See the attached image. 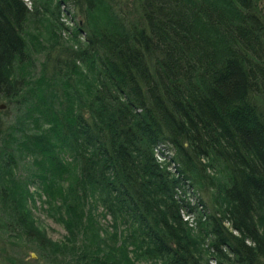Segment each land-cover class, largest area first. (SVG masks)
I'll return each mask as SVG.
<instances>
[{"label":"trees","instance_id":"16d2710c","mask_svg":"<svg viewBox=\"0 0 264 264\" xmlns=\"http://www.w3.org/2000/svg\"><path fill=\"white\" fill-rule=\"evenodd\" d=\"M0 102L19 115L6 127L0 110L1 207L40 256L264 264V0H0ZM31 183L64 242L38 226Z\"/></svg>","mask_w":264,"mask_h":264},{"label":"rangeland","instance_id":"374dc122","mask_svg":"<svg viewBox=\"0 0 264 264\" xmlns=\"http://www.w3.org/2000/svg\"><path fill=\"white\" fill-rule=\"evenodd\" d=\"M71 10V16H65L64 14L60 16L59 22L61 24L62 31L61 34V45L55 47L54 57L60 56L63 58L69 52L67 48L71 46L69 34L73 32L75 28L74 19L77 21L79 17L74 9ZM75 16L74 19L72 16ZM48 16L46 15V18ZM49 18V17H48ZM72 18V19H71ZM36 27V28H35ZM34 28L42 31L44 37H47L46 26L41 23H34L30 25V30L34 31ZM82 40V37H80ZM45 57L43 55L35 56V76L39 75L40 64L44 61ZM2 108L0 110L5 112L3 114V119L6 127L16 123L18 116L14 112V107L12 104L5 105V102H0ZM0 106V107H1ZM30 159L17 158V165L14 168V172L19 177H26L29 172ZM37 182V181H36ZM29 192L33 194L34 201L28 200L30 210L38 223L40 229H43L47 237L53 242H64L67 236V232L64 228L63 223L59 220V216L55 211H50L45 204L46 197L38 189L37 183H31L28 186ZM97 221L101 227L109 232L113 231L111 217L104 213L102 208L98 206L95 211ZM11 219L5 214L1 207V196H0V264H57L52 263L51 257L44 254L40 256L38 250L36 249V244L34 242H29L27 237L20 233L19 228L9 225ZM7 225V226H6ZM9 225V226H8ZM120 229L124 230V226H120ZM13 230V231H12ZM142 264H150V262L142 261ZM209 264H218L212 259H209Z\"/></svg>","mask_w":264,"mask_h":264},{"label":"built area","instance_id":"2783aa9c","mask_svg":"<svg viewBox=\"0 0 264 264\" xmlns=\"http://www.w3.org/2000/svg\"><path fill=\"white\" fill-rule=\"evenodd\" d=\"M28 8H31V0H23ZM184 220H188L190 225H194L192 218H189L188 216H184Z\"/></svg>","mask_w":264,"mask_h":264},{"label":"water","instance_id":"95a60500","mask_svg":"<svg viewBox=\"0 0 264 264\" xmlns=\"http://www.w3.org/2000/svg\"><path fill=\"white\" fill-rule=\"evenodd\" d=\"M3 106H1L0 108H2Z\"/></svg>","mask_w":264,"mask_h":264}]
</instances>
